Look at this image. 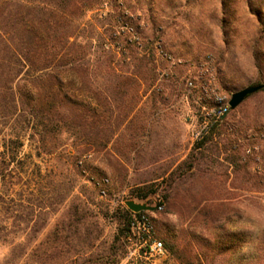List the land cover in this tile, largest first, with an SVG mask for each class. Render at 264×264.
Masks as SVG:
<instances>
[{
    "label": "rangeland",
    "instance_id": "obj_1",
    "mask_svg": "<svg viewBox=\"0 0 264 264\" xmlns=\"http://www.w3.org/2000/svg\"><path fill=\"white\" fill-rule=\"evenodd\" d=\"M79 22L72 39L88 62L86 88L98 97L87 99L84 126L60 135L51 162L35 159L43 172L51 163L53 184L65 175L73 186L36 243L70 222L72 210L87 212L79 228L98 237L92 248L80 249L72 222L67 261L55 256L47 264H178L164 240L180 253L184 239L202 247L200 239L213 243L219 235L235 243L221 256L226 264H264V87L197 140L192 103L182 98L185 78L207 56L217 85L230 95L264 84V0H98ZM70 85L76 90L78 82ZM147 190L153 192L145 199L131 194ZM130 199L163 202L161 211H148L164 245L161 256L130 254L127 240L115 239L116 216ZM7 251L0 245V264Z\"/></svg>",
    "mask_w": 264,
    "mask_h": 264
},
{
    "label": "trees",
    "instance_id": "obj_2",
    "mask_svg": "<svg viewBox=\"0 0 264 264\" xmlns=\"http://www.w3.org/2000/svg\"><path fill=\"white\" fill-rule=\"evenodd\" d=\"M97 1L0 0V245L8 248L3 264H19L24 259L47 264L55 256L67 261L72 222L80 249L92 248L98 237L88 227L83 231L79 228L85 224L87 212L72 210L68 214L70 222L49 230L36 243L48 216L67 200L73 186L65 175L53 184L51 163L43 172L35 161L51 162L58 155L60 135L84 126L89 111L87 99L97 101L98 92L86 88L88 62L75 39L79 36V20ZM108 52L104 55L111 61L113 53ZM74 80L78 82L76 90L70 85ZM97 111L96 102L91 117ZM26 142L29 152L24 153ZM62 150L60 154L65 152ZM151 192L131 194L145 199ZM131 214L124 207L116 216V240H126L130 235ZM221 237L213 243L200 239L202 247L184 239L180 241V253L175 244L166 240L164 244L178 264H226L228 258L221 256L235 248V243L226 239L222 242ZM249 264L260 262L252 259Z\"/></svg>",
    "mask_w": 264,
    "mask_h": 264
},
{
    "label": "built area",
    "instance_id": "obj_3",
    "mask_svg": "<svg viewBox=\"0 0 264 264\" xmlns=\"http://www.w3.org/2000/svg\"><path fill=\"white\" fill-rule=\"evenodd\" d=\"M179 61L182 63L181 59ZM230 97V94L217 85L212 59L209 56L195 64V72L185 78L182 91V98L192 103L189 119L193 139L202 138L231 110ZM106 181H98L96 185L101 188L102 183ZM104 193V189H100V194ZM163 206V202L159 200L155 210L161 211ZM148 213L132 212L129 221L131 233L126 239L130 254L146 258L161 256L164 253L163 242L157 237L154 220Z\"/></svg>",
    "mask_w": 264,
    "mask_h": 264
},
{
    "label": "water",
    "instance_id": "obj_4",
    "mask_svg": "<svg viewBox=\"0 0 264 264\" xmlns=\"http://www.w3.org/2000/svg\"><path fill=\"white\" fill-rule=\"evenodd\" d=\"M264 87V84L249 85L239 89L231 94L229 105L231 109L236 108L246 97L253 94ZM126 207L132 212L153 211L156 208L157 201L154 205H149L146 202H137L132 199L125 201Z\"/></svg>",
    "mask_w": 264,
    "mask_h": 264
}]
</instances>
